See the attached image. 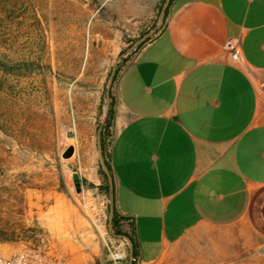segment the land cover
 I'll return each mask as SVG.
<instances>
[{"label": "crops", "instance_id": "obj_1", "mask_svg": "<svg viewBox=\"0 0 264 264\" xmlns=\"http://www.w3.org/2000/svg\"><path fill=\"white\" fill-rule=\"evenodd\" d=\"M118 98L116 208L137 264L177 262L197 238L223 261L264 257V0H175Z\"/></svg>", "mask_w": 264, "mask_h": 264}, {"label": "rangeland", "instance_id": "obj_2", "mask_svg": "<svg viewBox=\"0 0 264 264\" xmlns=\"http://www.w3.org/2000/svg\"><path fill=\"white\" fill-rule=\"evenodd\" d=\"M168 1L0 0V61L15 68L0 70V255L110 264L109 252L126 248L111 231V197L89 184H104L101 132L110 121L115 139L120 78L164 29ZM206 242L182 245L171 264H240ZM248 263L264 257L250 249Z\"/></svg>", "mask_w": 264, "mask_h": 264}, {"label": "trees", "instance_id": "obj_3", "mask_svg": "<svg viewBox=\"0 0 264 264\" xmlns=\"http://www.w3.org/2000/svg\"><path fill=\"white\" fill-rule=\"evenodd\" d=\"M174 2H175V0H170L165 11H164V17L166 20L165 26L167 25V20L169 18L170 13H171V8H172ZM152 40H150V38H148L146 41H144V43L141 45V47H143V45L145 43H147V42L149 43ZM0 70L6 74H9V73H13L15 68L10 67V66H8V65H6L0 61ZM111 114H112V112L110 110L108 120H109V117L112 116ZM109 124H110V121H108V123L106 122V124H105V126L101 132L100 147H101V154H102V157L104 159V165L107 167V169L110 173V176L112 178L113 189L110 188V180H109L106 172H104L103 170H101V174H102L104 184L97 186L94 183H90L89 185L91 187H97L100 190H102L104 193H106L108 196L113 197V199H114V212H113V216H112V220H111V226H110L111 231L115 236L123 235V236L128 237L131 240V242L133 244V256H134V260L132 261L131 264H137V261L139 259V248H138V244H137V235H136V231H135L134 221L131 218L122 216L116 208V180H115V169H114V165L112 162V149H113L114 140L112 139L111 141L107 142V136L105 135V131L108 129ZM109 143H110V145H109Z\"/></svg>", "mask_w": 264, "mask_h": 264}, {"label": "built area", "instance_id": "obj_4", "mask_svg": "<svg viewBox=\"0 0 264 264\" xmlns=\"http://www.w3.org/2000/svg\"><path fill=\"white\" fill-rule=\"evenodd\" d=\"M238 54L233 52L232 59L238 60ZM110 264H124L128 261V253L122 244L109 252ZM0 264H46L43 258L30 251H16L8 256L0 255Z\"/></svg>", "mask_w": 264, "mask_h": 264}, {"label": "water", "instance_id": "obj_5", "mask_svg": "<svg viewBox=\"0 0 264 264\" xmlns=\"http://www.w3.org/2000/svg\"><path fill=\"white\" fill-rule=\"evenodd\" d=\"M168 2L166 3L163 11H165V9H166V7L168 5ZM99 146H100V142H99ZM106 174H107V176H108V178L110 180V188L113 189L112 178H111L110 173H109L108 170H106ZM113 212H114V199H113V197H111V200H110V223H111V220H112ZM118 237H121V238L126 239L128 241V243H129V261H130V264H131L132 261L134 260V256H133V244H132L131 240L128 237H126V236L120 235Z\"/></svg>", "mask_w": 264, "mask_h": 264}, {"label": "bare ground", "instance_id": "obj_6", "mask_svg": "<svg viewBox=\"0 0 264 264\" xmlns=\"http://www.w3.org/2000/svg\"><path fill=\"white\" fill-rule=\"evenodd\" d=\"M57 223H59V222H57Z\"/></svg>", "mask_w": 264, "mask_h": 264}]
</instances>
